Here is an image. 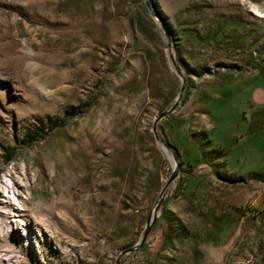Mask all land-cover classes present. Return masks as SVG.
I'll list each match as a JSON object with an SVG mask.
<instances>
[{"label":"rangeland","instance_id":"374dc122","mask_svg":"<svg viewBox=\"0 0 264 264\" xmlns=\"http://www.w3.org/2000/svg\"><path fill=\"white\" fill-rule=\"evenodd\" d=\"M151 1L190 82L159 123L184 164L120 264H264V0ZM143 2L0 0V264H116L139 241L181 84ZM222 21L242 25L203 40Z\"/></svg>","mask_w":264,"mask_h":264},{"label":"water","instance_id":"95a60500","mask_svg":"<svg viewBox=\"0 0 264 264\" xmlns=\"http://www.w3.org/2000/svg\"><path fill=\"white\" fill-rule=\"evenodd\" d=\"M144 4L149 11L150 15L158 21V23L161 26V29L164 32L165 38L167 40V45H168V55L169 59L172 63V66L176 72V74L180 77L181 79V84L178 90V93L175 97V99L166 107L164 108L156 117L153 122L152 126V131L154 133L156 141L162 146V148L170 155L172 160L174 161V168L169 176L168 180L166 181L165 185L160 191L159 196L157 197L154 205L152 206L147 218L146 222L142 231V235L139 239V241L127 248H123L119 255L116 258V264H120L121 258L129 253L137 252L139 251L147 242L148 237L152 231L153 226L155 223L158 221L161 209L164 204V199L166 196V193L168 189L171 187L172 184L178 179L181 171V160L178 151L175 149L172 143L168 142L165 138H163L159 132V123L166 117H168L170 114L175 112L177 108L182 104L183 97L186 92V88L188 85V76L184 72L182 66L179 64L175 49H174V41H173V36L172 32L170 29V26L168 22L165 20L162 12L154 6L151 0H144Z\"/></svg>","mask_w":264,"mask_h":264},{"label":"trees","instance_id":"16d2710c","mask_svg":"<svg viewBox=\"0 0 264 264\" xmlns=\"http://www.w3.org/2000/svg\"><path fill=\"white\" fill-rule=\"evenodd\" d=\"M143 7H144L145 11H146L148 14H150L149 11H148L147 8H146L144 2H143ZM156 8H157V6H156ZM163 16H164V14H163ZM164 18L166 19L165 16H164ZM241 25H242L241 22H236V21H222V22H219V23L216 24V26H215L213 29H211V30L208 31L207 35L204 37L203 40H205L207 43L220 44V43H222L224 40H226V35L231 36V35H232L231 32L236 31V30H240V27H239V26H241ZM169 26H170L171 32H173V28H172V26H171L170 24H169ZM189 37L195 39L196 41H198V40L201 39V38H200V35H199L198 33H196V34H194V35H190V34H189V35L187 36V38H189ZM227 73H228L227 75H229V74H231L232 72H227ZM217 90H218V89H217ZM215 91H216V89H215ZM189 94H190V82H189V80H188V85H187L186 92H185V95H184V97H183V101H182V103H184V102L187 101V98H188V95H189ZM210 96H213V94L208 93V94L206 95L207 98H209ZM169 116H170V115H169ZM33 137H34V136H33ZM206 141H208L209 144H211V140L206 139ZM172 144H173V146L175 147V149L178 151L180 158H182V154H181V151H180L179 146H177V144H175V143H172ZM211 147H212V145H211ZM215 150H216V149H215ZM216 151H217V150H216ZM217 152H218V151H217ZM13 155H14V152H12V151L9 152V154H8V158L11 159ZM181 164H182V165L184 164V161H183L182 159H181ZM196 242H197L198 244L201 243L199 240H196Z\"/></svg>","mask_w":264,"mask_h":264},{"label":"bare ground","instance_id":"6f19581e","mask_svg":"<svg viewBox=\"0 0 264 264\" xmlns=\"http://www.w3.org/2000/svg\"><path fill=\"white\" fill-rule=\"evenodd\" d=\"M255 10L258 12V13H264V11H262V8L260 6H255ZM175 165V164H174ZM10 181V180H9ZM3 191L4 192H7V194L9 195H16L15 193V190L11 187L10 188V185L8 183V180H4L3 181ZM16 200L19 201V199L17 198V196H15ZM21 203V202H20Z\"/></svg>","mask_w":264,"mask_h":264},{"label":"crops","instance_id":"0c3cea01","mask_svg":"<svg viewBox=\"0 0 264 264\" xmlns=\"http://www.w3.org/2000/svg\"><path fill=\"white\" fill-rule=\"evenodd\" d=\"M170 225H171V226H174L173 224H170ZM170 225H169V226H170ZM168 229H169V228H168ZM172 231H173V227H171V229H169V231H168V233H167V235H166V236H167V237H166V240H167V239H168V240H172V239L174 238V237H172V236H173L174 234L177 235L178 232H177V233H173ZM179 237H180V236H177V238H179ZM196 249H197V251L199 252V248H196Z\"/></svg>","mask_w":264,"mask_h":264}]
</instances>
